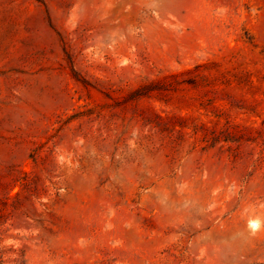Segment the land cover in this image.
<instances>
[{"label": "rangeland", "instance_id": "rangeland-1", "mask_svg": "<svg viewBox=\"0 0 264 264\" xmlns=\"http://www.w3.org/2000/svg\"><path fill=\"white\" fill-rule=\"evenodd\" d=\"M0 264H264V0H0Z\"/></svg>", "mask_w": 264, "mask_h": 264}]
</instances>
